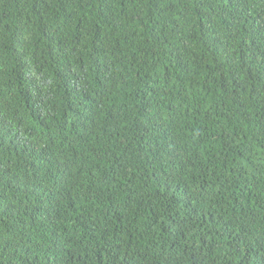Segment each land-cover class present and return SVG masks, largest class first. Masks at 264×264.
<instances>
[{"label":"trees","instance_id":"1","mask_svg":"<svg viewBox=\"0 0 264 264\" xmlns=\"http://www.w3.org/2000/svg\"><path fill=\"white\" fill-rule=\"evenodd\" d=\"M0 264H264V0H0Z\"/></svg>","mask_w":264,"mask_h":264}]
</instances>
